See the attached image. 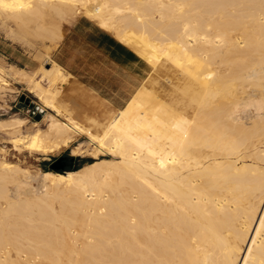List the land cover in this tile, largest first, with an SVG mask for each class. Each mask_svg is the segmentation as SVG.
I'll use <instances>...</instances> for the list:
<instances>
[{
    "label": "bare ground",
    "instance_id": "obj_1",
    "mask_svg": "<svg viewBox=\"0 0 264 264\" xmlns=\"http://www.w3.org/2000/svg\"><path fill=\"white\" fill-rule=\"evenodd\" d=\"M78 14L151 72L112 108L70 100L68 72L41 64L55 114L25 148L56 153L81 132L94 162L0 158V264H264V0H0L2 25L40 47ZM25 124L0 118V131Z\"/></svg>",
    "mask_w": 264,
    "mask_h": 264
},
{
    "label": "crops",
    "instance_id": "obj_2",
    "mask_svg": "<svg viewBox=\"0 0 264 264\" xmlns=\"http://www.w3.org/2000/svg\"><path fill=\"white\" fill-rule=\"evenodd\" d=\"M2 52L20 67H37L36 60L8 42ZM51 58L68 72L64 87L70 95L67 98L77 103L101 102L112 108L129 101L151 72L145 59L83 15L68 25Z\"/></svg>",
    "mask_w": 264,
    "mask_h": 264
},
{
    "label": "rangeland",
    "instance_id": "obj_3",
    "mask_svg": "<svg viewBox=\"0 0 264 264\" xmlns=\"http://www.w3.org/2000/svg\"><path fill=\"white\" fill-rule=\"evenodd\" d=\"M68 15L70 16L71 14ZM68 15L65 14L64 16ZM79 16L82 15L78 14L63 21V34L74 18L76 19ZM91 20L94 21V19ZM12 27L14 25L11 23L6 22L5 25L0 24V73L7 79L6 86H0V118H9L11 116L22 117L26 118V124L22 127L21 134L11 135L0 131V158L4 157L8 161L18 162L28 167L31 171L51 170L49 169V164L56 158L64 155L78 156L77 167H82L85 164L92 163V161L94 162L92 146L95 143L91 144L88 137L81 132L76 134V139L73 142L56 153L45 154L38 151H29L25 148V144L28 143L32 133L37 128L32 125L38 124L40 128L44 129L47 125V115L49 113L55 114L54 111L46 106L42 99L46 92L52 91L53 84L43 75L41 64L50 66V64L55 62L52 60L51 55L59 43L54 46L50 40H46V44L48 43L52 46L49 51L45 47L48 44L42 45V47H45L43 48L45 51L50 52V58H47L44 56L46 52L43 54V49L40 47V40L38 38L36 39V36L23 34L17 29L15 31V28L13 29ZM7 42L30 58L36 60L37 67L34 69H25L6 56L2 52V46ZM147 62L152 68V64L149 61ZM13 138L21 139L22 143L12 142ZM104 152L107 153L106 151ZM100 158L111 159L112 157L107 153L105 156H100ZM33 182L34 185H37V181Z\"/></svg>",
    "mask_w": 264,
    "mask_h": 264
},
{
    "label": "water",
    "instance_id": "obj_4",
    "mask_svg": "<svg viewBox=\"0 0 264 264\" xmlns=\"http://www.w3.org/2000/svg\"><path fill=\"white\" fill-rule=\"evenodd\" d=\"M78 158V156L73 157L72 155L60 156L49 164V169L54 170L55 172H65L66 170L77 169ZM65 159L68 160L64 161Z\"/></svg>",
    "mask_w": 264,
    "mask_h": 264
},
{
    "label": "flooded vegetation",
    "instance_id": "obj_5",
    "mask_svg": "<svg viewBox=\"0 0 264 264\" xmlns=\"http://www.w3.org/2000/svg\"><path fill=\"white\" fill-rule=\"evenodd\" d=\"M68 160V159H67ZM66 159L64 161H67Z\"/></svg>",
    "mask_w": 264,
    "mask_h": 264
}]
</instances>
